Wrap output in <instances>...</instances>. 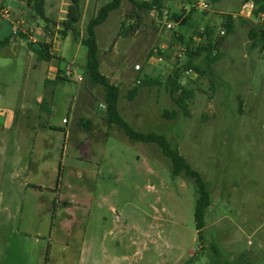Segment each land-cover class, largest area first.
I'll return each mask as SVG.
<instances>
[{
	"label": "rangeland",
	"instance_id": "rangeland-1",
	"mask_svg": "<svg viewBox=\"0 0 264 264\" xmlns=\"http://www.w3.org/2000/svg\"><path fill=\"white\" fill-rule=\"evenodd\" d=\"M109 1L82 0L83 37ZM192 1L163 0L169 15L187 13L199 0ZM207 2L189 35L204 26L219 35L228 14L237 23L221 40L212 73L183 74V86L194 90L189 116L165 84L186 60L169 48L178 22L150 12L123 36L122 23L136 11L122 0L96 29L100 71L120 88L121 115L136 131L164 135L206 182L203 240L194 180L173 177L156 143L133 142L108 125L104 88L86 75V47L73 32L60 35L71 0H46L50 23L37 21L57 39L63 72L71 66L74 76L45 85L49 62L26 40L0 47V264H264V48H252L249 38L260 25L238 14L242 0ZM145 75L161 83L140 84ZM173 110L176 117H165ZM80 118L92 121L91 131Z\"/></svg>",
	"mask_w": 264,
	"mask_h": 264
},
{
	"label": "trees",
	"instance_id": "trees-1",
	"mask_svg": "<svg viewBox=\"0 0 264 264\" xmlns=\"http://www.w3.org/2000/svg\"><path fill=\"white\" fill-rule=\"evenodd\" d=\"M187 1L189 4H192L193 2L192 0ZM250 1H253L256 5V10L254 12L255 18L264 19V0H242V4ZM130 2H132L136 12L128 16L132 22H129L127 25L122 23V29L120 33L123 36H129L138 30L142 16H145L150 12H154L162 17L167 12L165 11L166 8L164 7L163 0H130ZM214 2H216V0H214ZM27 4L30 8H32L35 16L38 19L43 20L45 23H50L49 17L46 16L45 0H27ZM121 5L122 0H110L106 4L102 5L98 9L95 16H93L88 21L85 28V36L83 37L77 29V25L82 19V0H71L66 19L62 22L63 28L60 31L61 38L65 39L69 32H73L76 38L80 40V43L86 47V75L92 85L102 86L104 88V108L108 125L117 126L133 142L156 143L160 147L163 155L171 163L173 177L184 175L185 177L194 180L198 193V199L194 212L195 225L198 238L200 241H202L203 229L205 228L206 210L211 204L210 192L206 182L197 171L192 169L191 165L181 155L178 148L173 147L164 135L152 132H139L134 130L128 124V122L121 115L119 109V86L111 83L109 78L103 75L100 71L101 62L99 58V45L97 41L96 29L108 19L111 12L119 9ZM196 10L197 8L195 6L191 7L187 13L186 10L183 9L181 12H173L169 15L168 11L166 14L168 15L167 17L170 21L178 22L177 30L174 31L172 42L170 43L169 48L170 50H173L177 45H182L184 47L183 56L186 58V60L180 67L176 68V70L168 76L165 84L169 94L171 95V98L185 116H189L188 100L193 98L194 90L183 86L181 82L183 74L189 70L197 73L199 76H205L212 73L214 64L218 62L221 57V40L225 38L226 35L234 31L235 24L237 23L234 15L228 14L225 15L222 22V30L224 31V35H221L220 33L219 35L215 36L214 29L210 26H204L202 30H194L193 34L189 35V31L195 28V26L190 23L194 21L197 16ZM240 20L247 22L244 19ZM259 25V28L250 29L249 38L251 40L252 48H256L258 45H260L263 49L264 22H259ZM45 29L47 33L49 28L46 27ZM17 37L26 40L28 42L29 48L35 52L41 60L51 62L53 59H57L59 60L60 64L62 63L63 59L57 57L54 53L52 42L47 43L45 39H42L36 43L31 42L29 35L23 32H19L16 36L12 34L6 39L0 41V47L4 48L9 46L11 39ZM194 37H198L200 41L196 42ZM159 54L164 56L166 59H169L170 57L169 50L165 51L159 49ZM62 73L63 70L60 69L56 80L65 78L68 79L67 77L63 76ZM141 83L148 86L152 84H160L161 82L157 79L149 77L148 75H145L142 78V82L140 81V84ZM137 90L138 89L136 87L129 91L130 100H132L137 95ZM164 115L165 117L169 116V118H174L178 115V112L176 110L171 112L165 111ZM78 123L81 128L88 132L91 131V120L80 118ZM211 250L215 258H221L220 249L216 245H212Z\"/></svg>",
	"mask_w": 264,
	"mask_h": 264
},
{
	"label": "crops",
	"instance_id": "crops-1",
	"mask_svg": "<svg viewBox=\"0 0 264 264\" xmlns=\"http://www.w3.org/2000/svg\"><path fill=\"white\" fill-rule=\"evenodd\" d=\"M46 1V0H45ZM0 9H5L11 13V17L7 19H0V41L6 39L7 37L12 35V27L14 22H20L23 27L28 31V34L35 36L39 39L44 38V30L43 27L38 23V18L35 16L34 11L30 8L25 0H0ZM47 16V15H46ZM48 17V16H47ZM7 25V26H6ZM23 40L22 38H12L11 45L14 42H18V40ZM64 40V39H62ZM58 44L57 40L53 43V49L55 50V46ZM59 58H63L62 55L58 56ZM48 71L49 74L45 85L50 81L57 78L59 70L62 69L59 60L53 59L48 63ZM44 102V99L41 100V103ZM64 121V120H63Z\"/></svg>",
	"mask_w": 264,
	"mask_h": 264
},
{
	"label": "built area",
	"instance_id": "built-area-1",
	"mask_svg": "<svg viewBox=\"0 0 264 264\" xmlns=\"http://www.w3.org/2000/svg\"><path fill=\"white\" fill-rule=\"evenodd\" d=\"M25 1H27V0H25ZM144 1H148V0H144ZM196 8L197 9L199 8L201 10H208L209 9V3L207 2V0H199V1H197ZM255 10H256V5H255V3L253 1L245 2V3H243L241 5L238 14L240 16H243V17L248 18V19H250L252 17L255 18V16H254ZM166 14H167V12L165 13V15ZM10 17H11V13L9 11H7L5 9H0V19H7V18H10ZM255 19H257V21H259V22H264L263 18L262 19L255 18ZM167 27L170 28V29H174L173 27H175V25L173 23H168ZM19 32H23V33L28 34V31L23 27V25L20 22H14L13 23V27H12V34L16 36ZM220 33H221V35H224V31L223 30ZM28 35H29V38H30L31 42L36 43V42L42 40V39H39V38H37L35 36L30 35V33ZM43 39H45V41L47 43H50V42L54 43V41L57 40L56 38H54L53 40H50L49 36L47 35L46 32L44 34V38ZM176 47H178V50L180 51V55L179 56H183L184 47L182 45H177ZM135 69L136 70H141V66L139 64H137V65H135ZM187 72L190 73L192 71L189 70ZM63 75L65 77H67V78L72 79L73 76H74L72 67L71 66L67 67L66 70L63 72ZM77 81L78 82H82L83 81L82 76L78 75ZM101 106L105 107L104 105H101ZM64 122H66V121L64 120Z\"/></svg>",
	"mask_w": 264,
	"mask_h": 264
}]
</instances>
